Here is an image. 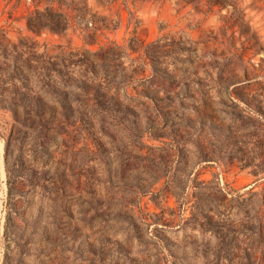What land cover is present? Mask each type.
<instances>
[{
	"label": "rangeland",
	"instance_id": "1",
	"mask_svg": "<svg viewBox=\"0 0 264 264\" xmlns=\"http://www.w3.org/2000/svg\"><path fill=\"white\" fill-rule=\"evenodd\" d=\"M0 264H264V0H0Z\"/></svg>",
	"mask_w": 264,
	"mask_h": 264
}]
</instances>
